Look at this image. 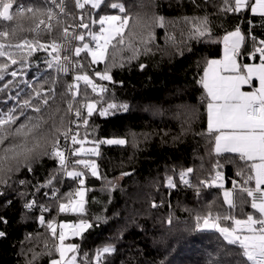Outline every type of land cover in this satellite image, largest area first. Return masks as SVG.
Wrapping results in <instances>:
<instances>
[{
	"label": "trees",
	"instance_id": "16d2710c",
	"mask_svg": "<svg viewBox=\"0 0 264 264\" xmlns=\"http://www.w3.org/2000/svg\"><path fill=\"white\" fill-rule=\"evenodd\" d=\"M22 2L28 4L34 0ZM111 2L123 3L131 18L125 29V43L119 45L114 41L116 48H110L104 63L83 62L89 75L108 89L97 108L115 103L127 104L128 110H110L106 116L94 112L86 127L80 122L78 131L81 137L87 133L90 141L123 138L127 142L100 143V155L89 157L99 166L98 177L90 173L84 177L87 202L82 218L92 227L82 237L67 241L79 245L78 262L84 264H96L97 249L109 244L115 251L102 256L101 264H236L237 257L229 251L233 246L227 245L215 231L195 227V216L205 214L209 205H213L214 212H227L224 189L231 190L232 181L239 183L244 179L236 174L241 162L238 159L230 162L234 154L218 156L214 151L207 132L206 96L198 81L207 61L221 55L223 37L237 28L244 36L241 49L244 59L250 60L248 53L264 46L260 44L264 40V16L247 8L240 12L224 11V0H195V3L193 0H107ZM231 2L234 5V0ZM248 2L251 4L252 0ZM66 3L67 10L75 17L71 3ZM94 12L86 5L82 9L84 21L91 24L97 19ZM106 12L120 13L118 9L105 7L100 14ZM159 17H163V27ZM203 17L207 18L210 34L194 37L193 24H186L185 18L199 21ZM61 19L64 23L52 37L42 34V42L61 38V29L74 24L72 15ZM23 25L27 28V21ZM24 35L29 33L25 31L21 36ZM258 54L254 53V60L259 58ZM46 56L43 51L35 53L31 67L24 70L26 75L15 79L8 75L0 81V87L8 85L0 92V108L14 105L18 91L21 102L28 99L26 93L31 90L21 80L33 81L38 74L45 73L47 83L40 81L45 89L51 88L54 80L58 81L56 97L50 99L45 115L52 116L58 126L63 116L64 128L76 131V124L69 123L76 119L74 111L66 114V110L67 102L72 99L67 85L78 70L73 69L67 75H58L54 70L46 72L42 62ZM37 60L41 61L39 66ZM106 64L112 81H99L94 71H103ZM17 67L11 66L10 71ZM89 98L99 99L90 90ZM77 101L82 102L79 96ZM60 144L62 147L65 144L63 137ZM31 168L28 171L21 167L7 184H0V218L6 221L0 222V231L5 233L0 237V264H49L58 257L53 249L57 241L46 223H40V216L46 222L54 219L57 223L81 218L79 214L58 212L55 205L60 200L53 199L51 187H42L52 174H58V182L54 180L53 186L59 189L57 195L62 198L79 187V181L60 172L58 162L48 157L33 162ZM188 168L193 169L187 177L192 186L180 180V173ZM76 170L87 172L81 167ZM216 171L223 174V189L200 183L211 182ZM169 177L176 187H168ZM31 201H35L33 207L26 208L25 204ZM237 205L232 214L238 218L254 211L250 203L240 205L239 194ZM41 206L51 210L42 211ZM169 217L172 223H168Z\"/></svg>",
	"mask_w": 264,
	"mask_h": 264
},
{
	"label": "snow or ice",
	"instance_id": "6c2138e0",
	"mask_svg": "<svg viewBox=\"0 0 264 264\" xmlns=\"http://www.w3.org/2000/svg\"><path fill=\"white\" fill-rule=\"evenodd\" d=\"M193 2L195 3V0ZM224 4V11L240 12L247 8L252 13L264 16V0H254L251 4L248 0H234V5L231 0H224ZM74 5L77 9H85L86 5H90L92 9L100 10L96 13L97 19L91 21L92 25L98 23V31L89 30L90 25L84 22L83 14L76 23L74 15L67 10L66 0H34L28 4L22 0H0V81L8 75L14 79L26 75L24 70L31 67L34 54L40 51L47 54L42 61L46 65V72L54 70L58 75H67L70 69L78 70L72 77V83L67 85V93L72 99L67 102L66 110V114L74 111L76 119L70 120L69 123L76 124V131L71 127L64 128L63 116L60 117L58 126L52 116L45 115L50 99L54 100L56 97L58 82L54 80L52 87L45 89L44 83H47L45 73L38 74L33 81L21 80L31 90L30 93H26L28 99L21 102L18 91L14 105L6 109L0 108V184H7L11 175L21 167L31 171V164L42 157L57 161L60 172L79 181V187L63 194L62 198L57 195L59 189L53 186L54 180L58 182V174H52L42 185L51 187L53 199L60 200L55 205L58 212L81 216L76 222L60 223L54 219L46 222L45 217L40 216V223L42 225L46 223L53 240L57 241L53 244V249L58 258H52L49 264H84V261L78 262L79 245L66 241L69 237H82L83 233L92 227L88 220L82 218L87 202L84 177L87 173L94 177L99 176L98 164L89 157L100 155V143L123 145L127 142L124 139L90 141L87 133L81 137L78 129L81 121L85 127L88 125V118L94 112L99 111L101 116H106L110 114V110L118 108L128 110L127 104L118 106L115 103L97 108L108 89L89 75L83 61L87 60L91 65L104 63L108 59L110 48L115 49L116 44L125 43V29L131 18L126 13L125 5L120 2L74 0ZM105 7L118 9L123 15H101L100 12ZM70 15L73 16L76 27L86 31L70 32L68 27H63L62 42H57L55 38L42 42V34L52 37V33L64 23L61 17ZM158 20L163 27V17H159ZM24 21L28 23L27 28L23 25ZM190 22L193 24L194 37L210 34L206 17L200 18L199 21L196 19L189 21L185 18L186 24ZM25 31L29 35L21 36ZM243 40L244 36L239 28L226 34L223 37V59L207 61L198 83L206 96L207 132L213 141L214 151L218 156L234 154L230 162L237 159L241 162L236 174L244 179L239 183L232 181L231 190L224 189L223 200L228 206L227 212H214L213 205H209L205 214L195 216V227L215 231L227 245L233 246L229 251L237 257L236 264H264V46L255 50L260 54L259 64H241L237 62V54ZM74 41L79 43L75 44ZM260 44L264 45V40H261ZM129 47H132L131 42ZM40 62L37 60V66ZM13 65L18 67L10 71ZM143 67L141 65V68ZM94 77L99 81H112L107 64L103 71L96 69ZM41 80L44 83H40ZM244 86L249 90H244ZM7 87L8 85L4 84L0 87V92ZM89 90L99 99H90ZM78 96L82 102L77 101ZM9 99L12 97L9 96ZM76 103H79V107H75ZM56 111L59 112L60 109L57 108ZM61 137L65 141L64 147L60 144ZM69 140L73 146L78 147L68 149ZM89 143L93 146L85 147ZM69 156L75 159L70 161ZM70 164L72 170H69ZM78 167L87 172L77 171ZM192 172L193 169L188 168L187 171L180 173V180L186 186H192L187 178ZM223 179V174L216 171L211 182L200 183L207 187L223 189ZM167 184L170 188L176 187L171 177L168 178ZM238 194L240 205L250 203L251 209L254 210L239 218L232 214L238 206ZM34 204L35 201H31L26 203L25 207L31 209ZM41 210L51 209L41 206ZM0 222L6 223L3 218H0ZM168 223H172L171 217ZM4 236L5 233L0 231V237ZM114 251L110 244L97 249L96 264H101L102 256ZM49 254L51 255V250ZM84 256L87 257V254Z\"/></svg>",
	"mask_w": 264,
	"mask_h": 264
},
{
	"label": "crops",
	"instance_id": "0c3cea01",
	"mask_svg": "<svg viewBox=\"0 0 264 264\" xmlns=\"http://www.w3.org/2000/svg\"><path fill=\"white\" fill-rule=\"evenodd\" d=\"M236 30V29H235ZM235 30H233V31H235ZM232 32V31H231ZM241 32V31H240ZM228 34V33H227ZM241 34H242V32H241ZM243 35V34H242ZM242 45H243V41H242V43H241V45H240V49H239V53L237 54V62L238 63H241V64H244V63H247V64H259L260 63V60H259V58L257 59V60H254L253 59V55H254V53H258V52H256V51H252V52H250V53H248V55L250 56V60H245L244 58H245V56H244V54H242ZM259 56H260V54H258ZM223 56H224V45H223V43H222V49H221V55L220 56H218V57H215V58H212L211 60H220V59H223ZM244 90H249L248 89V87L247 86H244ZM252 186H254V185H252ZM230 190V189H229Z\"/></svg>",
	"mask_w": 264,
	"mask_h": 264
},
{
	"label": "built area",
	"instance_id": "2783aa9c",
	"mask_svg": "<svg viewBox=\"0 0 264 264\" xmlns=\"http://www.w3.org/2000/svg\"><path fill=\"white\" fill-rule=\"evenodd\" d=\"M70 2L71 3V5L73 4V9L76 11V10H79V11H81L82 12V9H77V8H75V5H74V0H66V2ZM74 11V12H75ZM75 21H76V23H78V21H77V18H76V16H75ZM76 23H74V26L73 27H71V28H69V31L70 32H72V31H84L83 29L81 30V29H78L77 27H76ZM98 30H99V27H98ZM57 40V42H62V40H63V37H61V38H59V39H56ZM73 43H75V44H78L79 42L78 41H74ZM72 71H73V69H70V72L68 73V74H71L72 73ZM65 146V144L63 145V147ZM67 148L68 149H71L72 148V144H71V142L69 141L68 143H67ZM75 158L74 157H71V156H69V160L71 161V160H74Z\"/></svg>",
	"mask_w": 264,
	"mask_h": 264
},
{
	"label": "rangeland",
	"instance_id": "374dc122",
	"mask_svg": "<svg viewBox=\"0 0 264 264\" xmlns=\"http://www.w3.org/2000/svg\"><path fill=\"white\" fill-rule=\"evenodd\" d=\"M249 1V0H248ZM251 3H254V0H252V2ZM95 12H94V18H95V16H96V10L97 9H93ZM259 14V13H258ZM101 15H122V14H120V13H117V12H106V13H102ZM98 24V23H97ZM92 24H91V28H90V30L92 29ZM98 27H99V25H98ZM109 139H123V138H109ZM106 140H108V139H106ZM78 171V170H77ZM85 198H86V194H85ZM64 222V221H63ZM66 243H71V242H68V241H66ZM58 258V257H57Z\"/></svg>",
	"mask_w": 264,
	"mask_h": 264
},
{
	"label": "bare ground",
	"instance_id": "6f19581e",
	"mask_svg": "<svg viewBox=\"0 0 264 264\" xmlns=\"http://www.w3.org/2000/svg\"><path fill=\"white\" fill-rule=\"evenodd\" d=\"M72 6H73V4H72ZM74 7V6H73ZM75 11V10H74ZM82 14V12L81 11H79V10H76L75 11V16H76V18H77V21L79 22V17H80V15ZM85 22V21H84ZM85 23H87V22H85ZM89 24V23H88ZM90 25V28H91V24H89ZM74 26V24H72L70 27H68V28H71V27H73ZM82 30V29H81ZM84 30V29H83ZM90 30V29H89ZM91 30H93V31H98V27H96V26H92V29ZM84 31H86V30H84ZM63 37V36H62Z\"/></svg>",
	"mask_w": 264,
	"mask_h": 264
},
{
	"label": "water",
	"instance_id": "95a60500",
	"mask_svg": "<svg viewBox=\"0 0 264 264\" xmlns=\"http://www.w3.org/2000/svg\"><path fill=\"white\" fill-rule=\"evenodd\" d=\"M93 145L92 144H86L85 145V147H92ZM71 222H75L74 220L73 221H71ZM70 239H73V238H75V237H69Z\"/></svg>",
	"mask_w": 264,
	"mask_h": 264
}]
</instances>
